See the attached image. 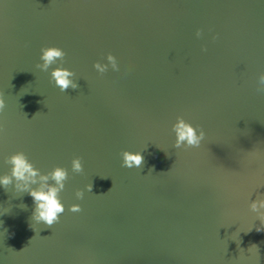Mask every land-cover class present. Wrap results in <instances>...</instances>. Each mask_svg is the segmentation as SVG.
I'll use <instances>...</instances> for the list:
<instances>
[{
    "label": "water",
    "instance_id": "obj_1",
    "mask_svg": "<svg viewBox=\"0 0 264 264\" xmlns=\"http://www.w3.org/2000/svg\"><path fill=\"white\" fill-rule=\"evenodd\" d=\"M44 46L67 53L78 89L50 82L59 64L36 68ZM109 53L120 71L101 75ZM262 73L264 0H0V176L21 151L69 171L65 212L36 232L32 197L0 186V264H264L250 208L264 197ZM180 116L204 128L200 147L174 148ZM125 150L142 171L121 166Z\"/></svg>",
    "mask_w": 264,
    "mask_h": 264
},
{
    "label": "clouds",
    "instance_id": "obj_2",
    "mask_svg": "<svg viewBox=\"0 0 264 264\" xmlns=\"http://www.w3.org/2000/svg\"><path fill=\"white\" fill-rule=\"evenodd\" d=\"M197 38L203 36V30H197ZM219 38V34L213 37V40ZM41 63L36 64V68L48 72L50 67L59 64L50 73V82L53 83L62 93L67 92L69 88L76 90L79 88L75 79L76 73L66 67H63L67 53L60 47L44 46L41 48ZM202 51L206 52L207 47ZM108 63L97 61L94 68L101 75L111 70L120 71V65L115 55L109 53L106 57ZM257 93L264 95V73L260 74L256 85ZM4 93L0 92V115L6 108ZM27 116V114H25ZM6 131L4 123L0 122V133ZM172 132L175 134L174 148L176 149H191L200 147L202 141L206 138V132L202 126H193L192 123L186 121L182 116L177 117V122L172 126ZM143 152L122 151V167L128 169L143 170L145 159ZM167 154V153H166ZM168 155V154H167ZM5 163L11 166L10 174L0 176V186L6 191L12 187L18 193H27L33 199L34 210L30 217V227L36 232L32 222L36 224H44L47 227H52L60 221L61 215L65 212V205L62 203L60 193L66 187V181L69 179V171L65 167L57 166L47 174L41 173L40 169L29 160L24 152H16L7 157ZM71 170L73 173L80 174L84 171L82 157H75L71 161ZM154 172V167L149 169V173ZM148 173V174H149ZM107 178V177H102ZM88 192L93 191V184L86 185ZM111 189H109L110 191ZM105 195V194H101ZM77 199H83L85 189L77 190L75 193ZM22 208H27L23 205ZM250 208L257 214L258 220L264 224V197H257L252 201ZM73 213L81 212L83 209L79 204H73L69 209ZM257 231H264V227L257 228Z\"/></svg>",
    "mask_w": 264,
    "mask_h": 264
}]
</instances>
